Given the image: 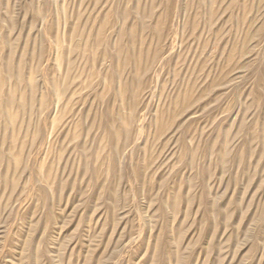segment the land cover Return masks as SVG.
Here are the masks:
<instances>
[{"label":"rangeland","instance_id":"1","mask_svg":"<svg viewBox=\"0 0 264 264\" xmlns=\"http://www.w3.org/2000/svg\"><path fill=\"white\" fill-rule=\"evenodd\" d=\"M0 264H264V0H0Z\"/></svg>","mask_w":264,"mask_h":264}]
</instances>
